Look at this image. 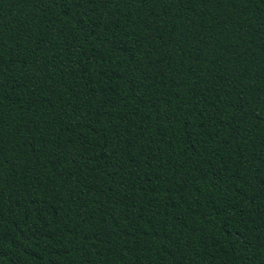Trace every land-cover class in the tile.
<instances>
[{"label": "trees", "instance_id": "obj_1", "mask_svg": "<svg viewBox=\"0 0 264 264\" xmlns=\"http://www.w3.org/2000/svg\"><path fill=\"white\" fill-rule=\"evenodd\" d=\"M0 264H264V0H0Z\"/></svg>", "mask_w": 264, "mask_h": 264}]
</instances>
